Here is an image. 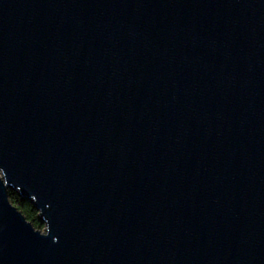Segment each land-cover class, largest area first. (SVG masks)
Here are the masks:
<instances>
[{"label": "water", "instance_id": "1", "mask_svg": "<svg viewBox=\"0 0 264 264\" xmlns=\"http://www.w3.org/2000/svg\"><path fill=\"white\" fill-rule=\"evenodd\" d=\"M0 264H264V0H0Z\"/></svg>", "mask_w": 264, "mask_h": 264}, {"label": "trees", "instance_id": "2", "mask_svg": "<svg viewBox=\"0 0 264 264\" xmlns=\"http://www.w3.org/2000/svg\"><path fill=\"white\" fill-rule=\"evenodd\" d=\"M9 196L11 202L16 205L31 221L36 228H42L43 223L39 219V211L34 207L29 199L22 198L16 191L10 190Z\"/></svg>", "mask_w": 264, "mask_h": 264}, {"label": "rangeland", "instance_id": "3", "mask_svg": "<svg viewBox=\"0 0 264 264\" xmlns=\"http://www.w3.org/2000/svg\"><path fill=\"white\" fill-rule=\"evenodd\" d=\"M43 232H45V230H46V225H45V223L42 225V228H40Z\"/></svg>", "mask_w": 264, "mask_h": 264}]
</instances>
